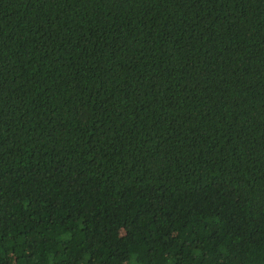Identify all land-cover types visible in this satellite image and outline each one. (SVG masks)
Here are the masks:
<instances>
[{
    "label": "trees",
    "instance_id": "1",
    "mask_svg": "<svg viewBox=\"0 0 264 264\" xmlns=\"http://www.w3.org/2000/svg\"><path fill=\"white\" fill-rule=\"evenodd\" d=\"M0 264H264V0H0Z\"/></svg>",
    "mask_w": 264,
    "mask_h": 264
}]
</instances>
